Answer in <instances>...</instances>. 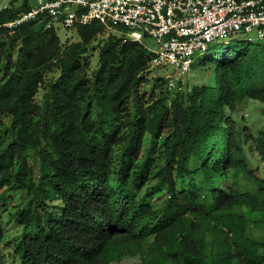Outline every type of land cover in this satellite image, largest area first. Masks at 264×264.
<instances>
[{"label": "trees", "instance_id": "1", "mask_svg": "<svg viewBox=\"0 0 264 264\" xmlns=\"http://www.w3.org/2000/svg\"><path fill=\"white\" fill-rule=\"evenodd\" d=\"M30 6L0 8V264H264V128L234 115L264 103V41L230 40L207 80L159 76L148 99L143 43L97 21L66 46L43 16L4 25Z\"/></svg>", "mask_w": 264, "mask_h": 264}, {"label": "built area", "instance_id": "2", "mask_svg": "<svg viewBox=\"0 0 264 264\" xmlns=\"http://www.w3.org/2000/svg\"><path fill=\"white\" fill-rule=\"evenodd\" d=\"M38 16L48 18L47 26L55 29L97 21L143 43L152 54L151 67L173 68L169 88L177 87L194 56L214 42L253 30L264 41V0H35L4 25L13 27ZM146 37L154 40L153 47Z\"/></svg>", "mask_w": 264, "mask_h": 264}, {"label": "rangeland", "instance_id": "3", "mask_svg": "<svg viewBox=\"0 0 264 264\" xmlns=\"http://www.w3.org/2000/svg\"><path fill=\"white\" fill-rule=\"evenodd\" d=\"M24 0H0V8L5 7V6H18L22 4ZM35 0H28L29 3L34 2ZM56 31L58 35L61 38L62 45L66 46L69 45L79 39V36L77 34L76 28H66L61 25L56 26ZM113 32L112 29L106 28L105 31L101 34V38H105L108 36L109 32ZM115 33V32H114ZM252 38V41H257L258 40V34L256 30H253L251 33L248 35L240 34L236 36L235 38L231 39V44L236 45L241 39L245 38ZM146 44L149 46H154V40L152 38L146 37L144 39ZM230 40H220L218 42H214L213 44L210 45V48L206 51H203L201 53H197L195 57V63L192 65V68L189 72L185 73L183 80L177 84V87H185L186 85L191 86L195 83H201L205 80H207V75L208 71L203 70L200 68V62L203 58L206 57L208 53L216 52V51H222L224 50L230 43ZM96 43V42H95ZM90 60L92 61V68L96 66V63L98 61V51L95 50L93 53H90L88 55ZM173 68L171 66L167 68H162V67H151L147 73L146 77L149 79V83L145 86H143V90L145 92L146 98H150L152 95V91L154 90L155 93H158L159 88L155 86L156 79L159 76L164 77V79H168V75L172 73ZM165 82V81H164ZM155 86V87H154ZM165 88H168L166 84L164 85ZM176 87V88H177ZM46 91L45 87H41L39 92H38V97H42L44 92ZM245 116V124L247 125V130L255 133L258 129L264 128V103H261L258 100H246L243 102V104L240 106V110L234 115L240 117L239 115ZM10 123V117L5 116L3 118V123L0 124V135H3L6 133V130L8 129V125ZM151 146V139L149 136H146L145 139V145H144V150L142 153V158L145 157L146 152L150 149ZM157 147V146H156ZM154 148L159 150L158 148ZM257 153V151H256ZM32 164L34 167L37 169L38 165L36 161L31 160ZM24 194H21V199L16 200L13 198H18L19 194L13 193V197L11 198L10 204H9V209L6 211L5 216L7 214L14 212L17 209L18 204H21L24 202L25 198H22ZM10 233L13 234L15 233L16 229H13L9 227ZM253 230L258 236H264V226L262 225H257L256 227H253ZM14 235V234H13ZM140 260V256L138 254H124L120 259H115L111 262V264H137Z\"/></svg>", "mask_w": 264, "mask_h": 264}, {"label": "crops", "instance_id": "4", "mask_svg": "<svg viewBox=\"0 0 264 264\" xmlns=\"http://www.w3.org/2000/svg\"><path fill=\"white\" fill-rule=\"evenodd\" d=\"M32 3V2H31Z\"/></svg>", "mask_w": 264, "mask_h": 264}]
</instances>
